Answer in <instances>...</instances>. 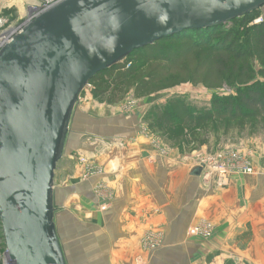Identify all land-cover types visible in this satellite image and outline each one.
Listing matches in <instances>:
<instances>
[{
	"label": "water",
	"instance_id": "obj_1",
	"mask_svg": "<svg viewBox=\"0 0 264 264\" xmlns=\"http://www.w3.org/2000/svg\"><path fill=\"white\" fill-rule=\"evenodd\" d=\"M262 9L264 0H62L29 14L0 49V233L12 264H67L54 178L91 80L161 40Z\"/></svg>",
	"mask_w": 264,
	"mask_h": 264
},
{
	"label": "crops",
	"instance_id": "obj_2",
	"mask_svg": "<svg viewBox=\"0 0 264 264\" xmlns=\"http://www.w3.org/2000/svg\"><path fill=\"white\" fill-rule=\"evenodd\" d=\"M29 14L26 13L23 18ZM80 118L77 119L74 113L69 139L89 135L94 138L91 148L102 149L101 154L91 153L87 157L104 156L105 164L98 158L93 162L105 165L107 174L103 182L114 192V199L110 202L107 215L104 213L105 216L95 218L96 213L100 215L95 212L100 202L94 193L100 181L97 177L74 187L66 186L61 191L67 192L65 195L68 198L75 197L74 206L81 217L84 211H93L89 222L97 229L103 231V218L109 221V264H132L139 255L145 264H186V261L188 264V257L196 254L202 257V264H215L218 257L226 259L228 255L239 257V264H253V257L264 254V184L260 173L245 176L237 183L231 182L224 190L213 189L197 204L191 203L193 197L190 200L187 197L203 192L199 177L193 176V170L188 171L186 167H172L171 162L159 155L154 147L157 138L131 136L133 134L107 135L104 130L101 133L98 127L97 130L85 128L87 126ZM136 127L133 126L135 131ZM130 137L133 139L126 146L127 151L113 150L115 140ZM65 155L66 152L63 157ZM185 180L186 183H183ZM55 200L56 203L66 204L61 195L60 202L56 195ZM199 221L208 222L213 227L209 238L202 241L193 240L188 235V230ZM55 223L57 228V220ZM57 230L60 231L59 227ZM145 237L159 239L160 245L144 256L142 242Z\"/></svg>",
	"mask_w": 264,
	"mask_h": 264
},
{
	"label": "rangeland",
	"instance_id": "obj_3",
	"mask_svg": "<svg viewBox=\"0 0 264 264\" xmlns=\"http://www.w3.org/2000/svg\"><path fill=\"white\" fill-rule=\"evenodd\" d=\"M36 8H38L37 0H0V19H7L11 24H19L28 19V17L23 18L26 13L28 14ZM262 19L264 20V9L259 11L258 16L252 18L251 22L261 23ZM236 25L238 24L236 23L234 26ZM231 93L232 90L226 88L212 91L202 85L184 84L142 98L134 96L133 90L127 89L117 94L113 100L108 101V97H95L92 94V86L89 85L80 97L75 114L77 119L81 117L85 122L87 126L85 128L97 130L96 127H98L101 133L104 130L103 133L107 132V135L154 136L158 139H155L157 143L154 144L157 153L166 158L168 163L171 162L172 167H186L188 171L196 168L205 169L207 172L199 176L200 186L203 189L202 194L187 197L188 200L193 197L191 203L197 204L199 199L205 197L206 193H211L213 189L224 190L231 182L237 183L245 176L260 173L259 177H262L264 184V131L253 134L248 132L233 133L227 137H220L219 141L207 136L205 144L199 145L191 142L188 146H176L163 136L153 133L149 125L150 122H154L158 114L163 112V108H167V104L171 100H181L190 109L197 110L208 108L213 96H224ZM133 126H137L136 131ZM84 131L90 133L88 130ZM92 139L94 138H91L90 135L81 139H69L66 155L58 163L55 171L54 190L57 201L60 202V195L66 201L64 205L61 202L56 203L55 200V213L57 226L60 229V231L57 230V234L63 246L67 264H109V258H111L110 239H107L109 221L107 222L106 218H103L105 224L103 231L97 229L93 223L89 222L93 211H84L85 214L81 217L80 212L74 206L75 197L68 198L65 195L67 192L61 191L66 186L74 187L75 184L84 183L90 178L97 177L100 181L95 187L94 193L100 202L95 212L100 215H96V213L95 218L105 216L104 213L107 215L110 202L114 199V192L110 191L103 182L107 174L106 167L103 165L105 164L104 158H102L104 156L98 154L93 159L89 158L91 153L96 154L102 151L99 148H91L94 146ZM131 139L133 138L115 140L112 145L113 150L116 152L127 151L126 146L131 144L129 143ZM78 150H83L85 153L80 154ZM88 155L89 157H87ZM97 158L103 163L102 165L93 162ZM202 163L205 164V168ZM121 164L123 165V163ZM78 168H81L79 173ZM219 170L225 172V175H219ZM183 183H186V180ZM175 190L177 191V188ZM201 221L195 223L194 227L188 230L189 238L199 241L209 238L207 234H210L213 227L210 223ZM192 231H194V235ZM143 243L145 256L149 251L159 247L160 240L145 237L142 245ZM139 245L141 247L140 242ZM223 258L218 257V262L216 260L215 264H239L240 261L239 257L235 258L229 255L226 259ZM188 259V264H202V257L199 254L191 256V258L188 257ZM141 260V255H139L135 257L132 264H145ZM253 260V264H264V254L253 257Z\"/></svg>",
	"mask_w": 264,
	"mask_h": 264
},
{
	"label": "trees",
	"instance_id": "obj_4",
	"mask_svg": "<svg viewBox=\"0 0 264 264\" xmlns=\"http://www.w3.org/2000/svg\"><path fill=\"white\" fill-rule=\"evenodd\" d=\"M258 14L139 50L91 80L92 94L111 101L127 89L141 98L184 84L231 89L229 95L213 96L208 108L194 110L171 100L149 128L176 146L264 131V20L251 22Z\"/></svg>",
	"mask_w": 264,
	"mask_h": 264
},
{
	"label": "built area",
	"instance_id": "obj_5",
	"mask_svg": "<svg viewBox=\"0 0 264 264\" xmlns=\"http://www.w3.org/2000/svg\"><path fill=\"white\" fill-rule=\"evenodd\" d=\"M37 1H38V9H37V11L32 10V12H30V14H32V15L36 14L39 11H44V10L52 7L53 5L57 4L58 2H60L62 0H37ZM28 19H29V17H28ZM28 19L23 21L24 23H22V24H15V23L11 24L9 22V20H7V19H0V49L5 44L9 43L12 40V38L21 31L23 25L26 23V21H28ZM11 26H13L14 30L10 33H9V31L6 32V30ZM202 164L205 168V164L204 163H202ZM201 169H202L201 175H203L207 172L205 169H203V168H201ZM219 172H220L219 175H225V172H223L221 170H219ZM192 234L194 235V231H192ZM207 235L209 236L210 234H207ZM0 241L2 242L1 233H0ZM0 264H12L11 261L9 260L8 256H7V253H6L4 248L0 252Z\"/></svg>",
	"mask_w": 264,
	"mask_h": 264
},
{
	"label": "bare ground",
	"instance_id": "obj_6",
	"mask_svg": "<svg viewBox=\"0 0 264 264\" xmlns=\"http://www.w3.org/2000/svg\"><path fill=\"white\" fill-rule=\"evenodd\" d=\"M37 9L38 8H36V9H34V10H36L37 11ZM32 12V11H31ZM22 23H24V22H22ZM22 23H19V24H22ZM16 26V25H15ZM14 30V28H13V26H11V27H9L7 30H6V32H8L9 31V33L10 32H12Z\"/></svg>",
	"mask_w": 264,
	"mask_h": 264
}]
</instances>
